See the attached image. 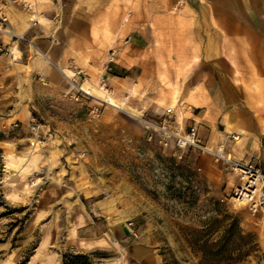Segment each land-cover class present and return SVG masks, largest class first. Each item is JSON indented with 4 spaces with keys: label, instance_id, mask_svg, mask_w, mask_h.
Returning a JSON list of instances; mask_svg holds the SVG:
<instances>
[{
    "label": "rangeland",
    "instance_id": "1",
    "mask_svg": "<svg viewBox=\"0 0 264 264\" xmlns=\"http://www.w3.org/2000/svg\"><path fill=\"white\" fill-rule=\"evenodd\" d=\"M59 43L57 58L67 67L66 41ZM16 46L21 58L11 50L0 57V264H60L70 251L91 254L92 264H164L171 255L201 264L195 232L215 230L213 221L225 215L254 236L257 250L243 257L240 241L241 252L222 264H264V222L231 200L236 176L207 155L188 151L178 160L149 140L140 121L153 117L142 103L147 90L128 93L132 81L110 85L109 52L91 57L93 69L78 71L77 84L71 67L59 69L65 79L49 80L37 71V49L25 40ZM75 83L90 97L73 99ZM100 86L122 109L103 101ZM175 105L162 103V110ZM91 221L97 229L89 234L106 248L87 253L76 231Z\"/></svg>",
    "mask_w": 264,
    "mask_h": 264
},
{
    "label": "crops",
    "instance_id": "2",
    "mask_svg": "<svg viewBox=\"0 0 264 264\" xmlns=\"http://www.w3.org/2000/svg\"><path fill=\"white\" fill-rule=\"evenodd\" d=\"M4 11L7 29L47 58L37 53L36 64L49 80L65 79L59 69L71 67L78 84L91 57L118 47L110 85L146 88L152 119L175 101L180 128L194 126L209 148L264 170V0H18ZM62 40L67 67L56 54ZM16 44L3 34L0 57L11 50L21 58ZM96 229L93 221L77 229L83 252L106 248L89 234Z\"/></svg>",
    "mask_w": 264,
    "mask_h": 264
},
{
    "label": "built area",
    "instance_id": "3",
    "mask_svg": "<svg viewBox=\"0 0 264 264\" xmlns=\"http://www.w3.org/2000/svg\"><path fill=\"white\" fill-rule=\"evenodd\" d=\"M18 0H1L0 4V34H5L14 40L24 41L23 36H16L8 29V17L5 13V8L8 5H15ZM22 9L28 11L29 5L25 2L21 3ZM32 24L35 23L30 19ZM5 32V33H4ZM115 50L109 51V61L105 66V70L111 71L109 67L113 62ZM80 75V72L77 73ZM83 81L86 78L83 76ZM105 87V80L102 81ZM72 87L76 90L73 99L77 100L80 97H90L75 83ZM140 121L148 129V139L156 140L161 147L170 151V156L181 160L185 153L192 151L199 155H207L212 161L221 165L224 169L233 173L236 176L237 184L232 190L231 200L238 204L247 207L252 215H256L264 222V170L257 164L246 161H239L226 154L220 146L217 149L209 148L199 136L197 129L192 126L188 130L180 128V124L176 120L173 108L165 109L164 113L157 119H142ZM132 227L133 223L128 224ZM131 234L136 236V233L131 230Z\"/></svg>",
    "mask_w": 264,
    "mask_h": 264
},
{
    "label": "trees",
    "instance_id": "4",
    "mask_svg": "<svg viewBox=\"0 0 264 264\" xmlns=\"http://www.w3.org/2000/svg\"><path fill=\"white\" fill-rule=\"evenodd\" d=\"M2 203L0 202V206ZM217 225L214 230L206 228L204 230L196 231L195 234L198 239L195 240V245L202 255L201 264H222L223 262H230L228 259L233 254H239L241 251L239 242L245 240L247 248L243 257H247L250 253L256 252L257 246L254 236L252 234L242 235L239 229L238 220L231 216L225 215L222 219H215L213 221ZM222 231L223 235L217 242H213L210 237L212 234ZM2 241L0 240V245ZM91 254L66 252L61 257L60 264H92ZM171 260L164 264H179L176 258L171 255ZM28 260H24L18 264H27Z\"/></svg>",
    "mask_w": 264,
    "mask_h": 264
},
{
    "label": "bare ground",
    "instance_id": "5",
    "mask_svg": "<svg viewBox=\"0 0 264 264\" xmlns=\"http://www.w3.org/2000/svg\"><path fill=\"white\" fill-rule=\"evenodd\" d=\"M5 33V32H4ZM113 60V58H112ZM108 74V73H107ZM79 89L83 90L82 88L79 87ZM84 91V90H83ZM99 91L102 92L104 95V102L108 105H110L111 107H114L116 109H120L119 106L108 96L106 90L104 88H102L101 86L99 87ZM85 93H87L88 95L91 94V91L88 89L86 91H84Z\"/></svg>",
    "mask_w": 264,
    "mask_h": 264
}]
</instances>
